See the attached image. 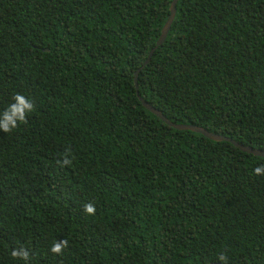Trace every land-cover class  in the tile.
Masks as SVG:
<instances>
[{
    "label": "trees",
    "instance_id": "obj_1",
    "mask_svg": "<svg viewBox=\"0 0 264 264\" xmlns=\"http://www.w3.org/2000/svg\"><path fill=\"white\" fill-rule=\"evenodd\" d=\"M172 1L0 0V113L34 105L0 131V264H264V158L139 98L264 150V0H179L138 95Z\"/></svg>",
    "mask_w": 264,
    "mask_h": 264
},
{
    "label": "clouds",
    "instance_id": "obj_2",
    "mask_svg": "<svg viewBox=\"0 0 264 264\" xmlns=\"http://www.w3.org/2000/svg\"><path fill=\"white\" fill-rule=\"evenodd\" d=\"M12 99L15 102L9 105L2 113H0V131L4 133H11L14 129L17 128L18 123H27V114L34 110L33 103L30 100L26 99L23 95L17 93L13 96ZM61 155L62 160L58 162L61 163L62 166H71L73 163V159L71 158V151L69 149H66ZM253 173L257 176L264 175V165L254 168ZM84 211L88 215H94L96 212V208L92 203H87L84 205ZM67 247V240H59L54 242V244L50 248V251L54 255H62L64 249ZM11 256L14 259H21L24 261H27L30 258L28 250L24 248L14 249L11 252ZM218 259L224 261L226 264L227 257L223 253L220 254Z\"/></svg>",
    "mask_w": 264,
    "mask_h": 264
},
{
    "label": "water",
    "instance_id": "obj_3",
    "mask_svg": "<svg viewBox=\"0 0 264 264\" xmlns=\"http://www.w3.org/2000/svg\"><path fill=\"white\" fill-rule=\"evenodd\" d=\"M179 0H173L172 4L170 6V15L169 18L167 20V22L165 23V25L162 28L161 31V35L156 43V46L150 51L148 58L146 59V61L143 64V67L140 68L136 74H135V86L137 89V94L139 95V85H138V75L139 72L146 67L150 61L152 60L155 51L161 47L164 42L166 41L168 34L171 30V27L174 23V20L176 18V14H177V4H178ZM139 98L141 100V102L143 103L144 107L147 108L150 112H152L154 115H156L158 118H160L162 121H164L168 126L173 127L176 130H186V131H192L194 133H199L204 135L205 137L209 138L212 141L215 142H228L231 143L232 145H234L236 148H238L239 150L248 153V154H252L254 156L257 157H262L264 158V150L261 149H256L250 146H245L239 142H237L236 140L230 138V137H226L224 135L221 134H216V133H212L202 127L196 126V125H185V124H176L171 122L168 118H166L163 113L161 111H159L158 109H156L155 107H153L152 105H150L146 100H144L140 95ZM211 264H220V263H211Z\"/></svg>",
    "mask_w": 264,
    "mask_h": 264
}]
</instances>
